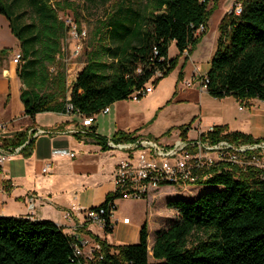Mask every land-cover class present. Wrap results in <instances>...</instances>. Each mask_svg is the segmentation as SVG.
Returning <instances> with one entry per match:
<instances>
[{"label": "trees", "instance_id": "trees-1", "mask_svg": "<svg viewBox=\"0 0 264 264\" xmlns=\"http://www.w3.org/2000/svg\"><path fill=\"white\" fill-rule=\"evenodd\" d=\"M213 1L145 0L142 13L121 6L98 20L96 46L86 54V64L67 99V68L59 58L70 27L58 11L73 10V5L66 0H0V15L22 49L17 75L25 86L21 94L25 115L33 120L47 112L65 115L72 105L74 111L92 116L117 102L133 100L134 95L141 101L147 96V85L156 88L184 56L178 76L182 82L187 62L207 33ZM240 1L241 12L227 14L222 21L205 78L210 97H232L243 105L255 99L264 102V0ZM173 42L179 56L171 59ZM6 53L2 50L0 59ZM135 134L117 131L111 139L127 141ZM210 135L216 140L263 141L229 132L225 126L214 127ZM75 137L108 151L109 138L99 135L94 125ZM35 141L28 131L0 138L3 148H21L18 155L25 158L31 157ZM259 173L236 169L215 175L198 189L195 199L169 201L167 207L179 215L155 233L152 249L146 224L138 243L127 246L111 245L87 232L100 247L92 260L76 257L80 240L53 221L0 217V264H264V180ZM120 199L118 192H112L100 206L91 208L103 212L106 234L114 231L111 217ZM87 226L79 227L80 232Z\"/></svg>", "mask_w": 264, "mask_h": 264}, {"label": "rangeland", "instance_id": "rangeland-1", "mask_svg": "<svg viewBox=\"0 0 264 264\" xmlns=\"http://www.w3.org/2000/svg\"><path fill=\"white\" fill-rule=\"evenodd\" d=\"M66 1L73 5V10L66 9L64 11H58L60 19L65 21L70 27L69 32L63 40V53L59 58V62L65 64L68 72V82L70 83L74 80L77 70L86 62V54L96 46L94 32L98 26V20L104 18L108 14H112L121 6L124 8L131 7L133 10L142 13L144 12L145 0ZM241 6L242 3L240 0H214L211 2L209 8L213 10V13L208 23L207 33L197 46L192 58L187 62L188 66L185 69V73L189 78L192 76V71L196 63L203 64V67L211 63L217 50L218 39L220 37V26L224 17L232 12L236 13ZM74 31L80 35L82 34V39L80 41L74 38ZM201 32L202 30H200L198 34ZM77 45L81 46V53L79 55L74 54ZM4 49H7V53L0 59V76L2 75L3 69L9 66H16V69L20 68L21 64L18 66L14 65L13 60L16 54L22 53L19 41L11 33L9 22L4 16L0 15V52ZM169 56L171 59L179 56L178 48L174 42L170 46ZM184 62V56L180 57L179 64L171 74V77L177 80V75L180 73ZM202 74H204L203 68L201 67L198 69V67L195 66L192 78L186 81L184 80L179 84L181 89L190 90L192 88L191 90H193V92L190 93L179 92L176 96V100L179 99L180 102L174 101L172 104L163 108L166 102L173 97L175 92V83L173 84L172 81L167 80L169 76L161 85V98L158 102L151 100L143 102H137L135 100L120 101V105L114 109H110L111 111L108 114H98L94 125L98 127L99 132L104 137H110L112 135V131L116 127V122L123 127L122 129L135 127L133 128L134 132L141 129L140 132L137 133L160 136L167 132L168 129L173 128L175 132L177 131V127L189 125L193 113L201 111L204 117H213L214 114L225 113L230 119H236V123L241 127L242 131L249 132V134L255 137L264 139V103L255 99L242 105L236 100L234 103L231 100H227V98H225L226 100L213 99L207 93L200 90V78L205 76ZM189 83H192V86H188ZM152 87V83L147 85L148 89ZM193 87L195 89H193ZM168 93L170 94L167 96ZM152 95L153 92L148 96ZM239 107H242V109H239ZM161 108H163V110L157 115L158 118L161 117V120L157 125L151 127L150 121ZM1 110L2 105L0 102V112ZM152 112L155 113L153 117L151 115ZM25 122L28 121H20L15 125L13 123L14 128L11 122L3 124H7V132L18 128L19 125H24ZM202 127H204L205 130H209L210 124L203 122ZM60 129L61 128L44 129V133L40 137L51 138V140L56 137L62 140L68 138V140L74 139L80 142V140L75 137L76 132ZM80 131L82 130L80 129ZM113 154L116 155L117 153L108 152L104 157L106 158L104 159L105 161L91 154L87 157L86 161H83L82 165H77L79 158H82L80 156L79 147L63 144L53 149L47 160V163L54 166L52 172H55L54 176L57 178L54 190L58 195V204L66 209H71L75 206L77 208L75 215L79 218L81 223L86 221L85 217L88 211L91 210L92 203L98 201L99 188L102 185L110 183L107 172L109 164H111L114 159L116 161L119 159V156L111 159ZM20 156L25 158L23 155ZM32 156L33 153L31 157ZM15 157V155L8 156V162L13 161ZM2 166H4V164H2ZM34 176L35 178L42 179L43 177L48 178L50 175L43 174L41 169H37ZM173 190L179 192L180 188L175 187ZM170 191L171 189L162 188L156 193L157 197L155 199L151 196L149 200L120 199L116 203L117 210L113 212L114 232L106 234L100 226L95 224H91L90 230L99 233L102 238H106L108 243L114 246L136 244L139 241L141 228L146 224L148 229L153 230L156 221L165 214L167 207L166 200L172 197ZM199 191L200 190H197L195 193H183L182 195L186 200H193L197 197ZM63 213L64 212H61V214L48 212V215L61 221L62 224L69 225ZM73 226L76 227L72 229L65 227V234L72 235L73 233H79L82 234L83 238L87 236L86 240H89L90 243L84 251L86 255H89L95 243L93 238H91L86 231L80 232L76 223H74Z\"/></svg>", "mask_w": 264, "mask_h": 264}, {"label": "crops", "instance_id": "crops-1", "mask_svg": "<svg viewBox=\"0 0 264 264\" xmlns=\"http://www.w3.org/2000/svg\"><path fill=\"white\" fill-rule=\"evenodd\" d=\"M85 64L86 62L83 63V65L77 70V73L73 81L69 83L68 77H67V87H68L67 99L70 98L72 87L76 81L77 75L84 68ZM210 64L208 63L205 67H203L202 66L203 64L196 63L195 66H197L198 69L202 67L204 70V74L202 75H206V73L210 69ZM187 66L188 65H186V67ZM195 66L192 71V76L195 70ZM185 69H184V80L186 81L188 79H191L192 76L189 78L185 73ZM178 76L179 74L177 75V80L171 77V75L167 79L169 81H172L173 84L175 83V92H174L173 97L168 102H166V105L163 108L172 104L174 101L180 102L179 99L176 100V96L178 95L179 92L181 93L193 92V90H191L192 88L190 90H185L179 87V84L182 83L184 80L182 82H179ZM164 81H166V79L162 80L159 83V85L154 89L152 96L147 95L143 100H141V102L149 101V100L158 102L159 99L161 98L160 90L162 87L161 85ZM23 89H25V86L22 84L20 78L17 75L16 66H9L3 69L2 75L0 76V102L2 105V110L0 112L1 114L0 124L11 122L12 127L14 128V125L20 121L27 120L28 122H25L24 125H19V127L14 130L7 131V132L6 131L0 132V138H12L16 134L24 133L31 129L44 130V129L61 128L62 130H70L71 132L78 131L77 129H79L81 125V119L76 116H69L66 114L64 115V114L53 113V112L38 114L34 120L26 116L24 113V105L21 101V94H22ZM193 89L195 88L193 87ZM204 92L207 93L206 91ZM169 94L170 93H168L167 96ZM227 100H231L235 103V99L232 97H228ZM119 105H120V102H117L113 104L110 107V109H114L115 107H118ZM163 108L159 109V111L156 113V116L150 121L151 127H154L155 125H157V123H159V121L161 120V117L158 118L157 115L160 114L159 112H161ZM239 109H241V107H239ZM154 114L155 113L152 112L151 114L152 117L154 116ZM192 116L193 117L189 125L195 124L193 125L195 127L201 126V128L204 129V127H202V123L205 122V123L210 124V128L216 127V126H225L228 128L229 132H242L244 134L251 135L249 134V132L242 131L241 127L236 123V119L235 120L230 119L229 117L225 115V113H217V114H214L213 117H204L202 116L201 111H196L195 113H193ZM95 123H96V118H95L94 124ZM115 125L116 127L113 129L112 135L107 138H112L113 135L117 131H123V132H128V133L134 132L133 128L135 127H127L128 129H122L123 127H121V125L118 122H116ZM181 127H177L176 128L177 131L175 132L173 128L168 129L167 132L161 134L160 136L137 133V132H140L141 129L139 131H135V133L138 135L149 137V138L162 140L164 142H172L175 139L176 133L179 132ZM96 130H97V133L101 135V133L98 130V127H96ZM251 136L255 139L264 140L263 138H258L253 135ZM63 144L65 145L67 144L68 146L75 145L79 147L80 156L82 158H79L78 160L79 162H77V165H82L83 161L84 160L86 161L87 157L91 154L105 161L104 160L106 159L104 158L105 155H107V153L110 152V151H103L100 146L86 139H82L80 140V142L79 141L77 142L74 139L68 140V138L65 140H62L61 138H57V137L52 140L51 138H45V137L37 138L35 142V148H34L32 157L26 159V158H22L20 155L17 154L15 155L16 157L13 161L8 162V160L6 159L5 162L3 163L4 166L0 165V217H18V218L22 217V218H29L34 221L50 220L56 223L58 226H61L63 228L65 227L71 228V229L76 227V226H73L74 223H76L78 227H81L82 225L85 224V222L81 223L79 218L75 215V211L77 210L75 206H73L71 209H66L58 204V195L56 194V191L54 190L55 181L57 178L56 176H54L55 172L54 171L52 172L54 166L52 164L47 163V160L50 157L52 150ZM118 156H119V159L117 161L114 159V161H112V163L109 164V167H108L107 172L110 178L109 180L110 183L102 185L99 188L98 201H96L95 203H92L91 208L100 206L105 201L106 196L109 193H112L115 191V186H114V181H113V172L118 162L122 159V155L117 153L116 155L113 154L111 156V159H113V157L116 158ZM37 169H41V172L43 174H47L50 176H48V178L43 177L42 179L35 178L34 174ZM45 169H47L46 172H44ZM5 182H6V185H5ZM166 188L171 189L170 193L172 195L171 198L166 200V205L169 201H172L178 198L184 199L183 195L180 192H176L175 190H173L174 188L165 187L164 189ZM31 197H34L35 202H36L35 210L33 212H30L28 208V202ZM152 197L153 199H155L157 195L155 194ZM48 212H53L57 214H61V212H64L63 215L65 214L64 215L65 220L67 221V223H69V225L62 224L61 221L55 219L54 217H50L48 215ZM178 215H179L178 210L174 208L166 207L165 214L156 221V224L153 230L148 229L150 249H152V247L154 246L155 233L158 230L164 228L167 225V223L170 221V219L173 220L174 218H177ZM113 219H114V213L111 217L112 223H113ZM90 226L91 224H88L86 233L91 232L94 235H97L100 238H102L99 233L91 231ZM114 230H115V226H114ZM72 235L77 236L80 239H84V240L87 237L86 236L83 238L82 234H79V233L78 234L73 233ZM102 239H106V238H102Z\"/></svg>", "mask_w": 264, "mask_h": 264}, {"label": "built area", "instance_id": "built-area-1", "mask_svg": "<svg viewBox=\"0 0 264 264\" xmlns=\"http://www.w3.org/2000/svg\"><path fill=\"white\" fill-rule=\"evenodd\" d=\"M240 12L241 8L236 14ZM201 30L203 31L204 28ZM73 36L77 41L82 39V34L76 31L73 32ZM80 53L81 46L77 45L74 54L79 55ZM13 63L17 66L22 63L21 53L15 55ZM205 76L200 78L201 91L207 90ZM188 86H192V83ZM154 89V85L151 89L146 88V95ZM133 100L138 101L136 95L133 96ZM67 109L66 115L81 119L80 129L82 131L93 126L97 115L84 116L79 111H74L72 105H68ZM109 111L110 107L105 108L101 113L108 114ZM187 126L186 130H179L176 133L172 142H164L138 134L133 135L132 139L127 141L116 142L109 139L107 150L122 155V159L113 172L114 192H118L122 199L135 200H149L151 196L165 187H178L181 194L195 193L212 176L227 172L233 173L236 169L244 173L250 169H256L260 171L259 176L264 180V140L254 143L216 140L210 135L214 127L204 130L201 126L195 127L192 124ZM7 128V124H0V132H5ZM80 129L77 130L80 131ZM43 133V130L31 129L28 131L29 139H37ZM226 134L223 133L222 136ZM20 150L21 148L8 150L0 144V165L8 156L17 155ZM46 171L47 169L44 170ZM35 203V198L31 197L28 202L30 212L35 210ZM102 214L103 212L88 211L85 223L98 225L104 230L105 221ZM112 228H114L113 223ZM76 238L80 240V244L75 245V256L92 260L95 252L100 249L99 245L94 243L90 254L86 255L84 249L90 243L89 240L80 239L77 236Z\"/></svg>", "mask_w": 264, "mask_h": 264}, {"label": "bare ground", "instance_id": "bare-ground-1", "mask_svg": "<svg viewBox=\"0 0 264 264\" xmlns=\"http://www.w3.org/2000/svg\"><path fill=\"white\" fill-rule=\"evenodd\" d=\"M153 91H154V90H152L150 93H152ZM150 93H149V94H150ZM149 94H148V95H149Z\"/></svg>", "mask_w": 264, "mask_h": 264}]
</instances>
